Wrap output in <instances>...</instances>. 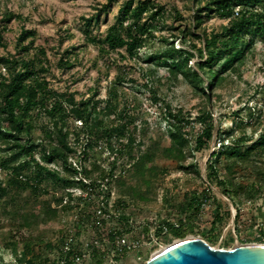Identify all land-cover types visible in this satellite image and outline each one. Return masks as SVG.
I'll use <instances>...</instances> for the list:
<instances>
[{
    "label": "trees",
    "instance_id": "16d2710c",
    "mask_svg": "<svg viewBox=\"0 0 264 264\" xmlns=\"http://www.w3.org/2000/svg\"><path fill=\"white\" fill-rule=\"evenodd\" d=\"M112 2L108 0L101 10L106 11ZM192 3L190 28L181 31V41L189 49H175L172 42L162 38L166 47L159 49L148 63L155 69H165L168 82H175L181 76L197 95L210 101L214 90L227 74L238 70L256 42L259 40L264 45V0H192ZM166 13L154 0H126L118 10L116 22L101 36L87 33V41L101 54L124 49L127 58H138V50L145 39L154 38V26L164 21ZM213 17L228 20V23L218 31L200 34L192 31ZM14 18L8 11L0 14V46L7 24ZM173 18L183 20L177 12ZM92 21L97 22V18L84 19L87 25ZM34 37L33 31L21 29L16 41L17 52L0 55V174L4 175L3 179L0 177V202L8 198L9 216L22 228L43 217L65 214L72 216L73 224L63 227V236L56 242L42 244L39 247L42 252L35 255L36 261L29 259L24 264H58L50 255L61 252L65 231L70 228L74 239L69 257L73 251H80L83 243L80 238L86 231L93 234L92 239L107 238L105 250L116 263L120 257L129 259L134 252L136 257L146 258V253L154 247L152 238H156L155 244H158L159 240L183 238L186 231L194 233L202 210L209 204L215 205V212L209 230L202 229L201 235L208 244H213L216 232L219 234L230 218L228 205L218 200L213 187L228 199L236 212V234L248 231L250 238L264 241V227L255 228L253 223L246 229L242 227L243 204L254 202L260 192H264V168H258L257 163L264 157V125L256 124L260 126L256 138L244 133L234 136V132H244L253 119L244 123L240 114L248 111V115H252L253 109L245 107L233 112L234 125L228 131L222 132L217 127V148L206 162L203 180L198 156L208 149L213 137L215 125L210 112L202 110L196 117L200 131L191 140L186 129L190 116L172 110L158 95L151 80L145 87L149 89L151 100L164 107L167 128L163 138L168 140V145L149 138L138 147L135 145L136 115H131L127 107L111 102L116 84L111 86L105 99H100L96 90L85 99H77L75 93L58 92L46 79L51 68L46 49L36 46L33 53L29 52ZM191 38L201 42V46L197 47ZM196 56L200 61L193 67L189 63ZM75 60L76 54L66 50L56 67L69 70ZM155 69L147 70L144 76L153 77ZM129 82L135 84L132 79ZM115 83L125 81L118 77ZM38 117L49 120V126L41 133H36ZM75 121L80 125H75ZM146 127L145 123L139 127L141 133L147 132ZM158 160L170 161L177 171L193 176L200 181L201 189L183 194L181 202L173 206L177 208L173 214L164 212L159 217L134 221L129 208L136 201L147 204L154 200L156 186L165 170L157 164ZM246 173L254 176H245ZM78 175L88 180L89 185L78 180ZM240 178H251L250 183H243ZM100 181L105 183L104 191L100 190ZM48 188L53 191L52 200L42 215L24 211L26 194L37 200ZM73 188L87 192V196L69 194L68 190ZM100 203L105 206V218L97 215ZM137 231L142 238L135 236ZM121 234L129 240H140L144 253L116 250L115 237ZM9 246L16 260L26 258V245L21 250L15 244ZM92 258L96 264L100 263L96 249H92Z\"/></svg>",
    "mask_w": 264,
    "mask_h": 264
},
{
    "label": "rangeland",
    "instance_id": "374dc122",
    "mask_svg": "<svg viewBox=\"0 0 264 264\" xmlns=\"http://www.w3.org/2000/svg\"><path fill=\"white\" fill-rule=\"evenodd\" d=\"M124 1L126 0H113L104 11L101 8L108 3V0H0V14L8 11L15 17L7 24V30L3 34L0 55H14L18 50L16 41L21 29L31 30L35 33V37L34 42L29 45V52L30 54L33 53L36 46H42L46 49L51 67L50 74L46 75V79L50 86L58 92L62 94L75 93L77 99H85L96 90L99 94L98 97L105 99L111 86L116 84L115 96L111 102L120 107H127L126 109L130 110L131 115H136L137 141L135 145L138 147L149 138L161 141L162 145H168V140L163 138L167 128L164 107L160 102L155 103L151 100L149 89L145 87L149 81H154L158 95L170 105L172 110H180L186 116H190V122L186 129L191 134V140L200 131L196 117L202 110H207L213 118L215 129L208 149L198 156L200 174L205 180L206 162L210 154L217 148L215 137L217 127L222 132L231 129L234 125L233 121H235L233 112L245 109V107L253 109L252 115H248V111L240 114L244 123L251 118L253 119L244 132L241 130L234 132L236 137L244 133L256 138L260 133V126L256 124L261 122L264 125V45L258 40L238 70L235 73L227 74L225 80L214 90L211 100L208 101L206 98L197 95L181 76L175 82H168V74L165 69H155L153 65L148 63L159 49L166 47L162 43V38L168 39L169 43L172 42L175 49H189V46L181 41L183 39L181 38V31L190 28L193 14L192 0H154L164 7L167 13L164 21H160L154 26V38L145 39L138 50V58H127L124 49L101 54L96 47L87 41V37H89L87 33H90V36H101L108 27L116 22L118 10ZM176 12L183 17V20L173 18ZM92 16L97 18V22L92 21L89 25L85 24L84 19H89ZM227 23L228 20L213 17L201 24L198 30L192 29V31L195 34L218 31ZM191 39L197 47L201 46V42L194 38ZM28 43L26 41L25 45ZM66 50H72L76 54L75 64L69 70H60L56 67V63ZM135 59L140 62L137 63ZM198 61L200 58L196 56L189 65L195 67V63ZM149 69H155L156 73L153 77L144 76ZM118 77L124 79L125 83H115ZM128 79L134 80L135 84H131ZM143 123L147 125V132L145 133H141L139 129ZM74 124L79 126L80 122L75 121ZM37 125L39 129L36 133H41L45 126H49V120L38 117ZM101 146L105 148L103 144ZM104 155L108 156L107 152ZM257 163L258 168L263 169L264 157ZM157 164L165 167V170L156 186L154 200L147 204L136 201L129 208V213L133 216L134 221H140L144 217H159L164 212L173 214L174 210L177 209L173 206L181 202L183 194L201 189L200 181L189 174L177 171L172 162L158 160ZM246 175L254 176L253 173H246ZM0 177L3 179L4 175L0 174ZM250 179L240 178L239 180L249 184ZM212 189L217 194L218 200L228 205L230 218L220 233L216 232V242L209 245L213 248L228 250L238 244H264V241L258 242L250 238L251 235L248 231L239 235L236 234L234 219L232 220V214L234 216L236 214L234 208L219 190L215 187ZM52 195L53 191L49 188L37 200L26 194L27 209L24 208V211L41 212L42 215L44 209L51 203ZM224 209L223 207L222 211ZM202 211L197 226L194 227V233L186 231L183 238H174L171 241L159 240L158 244H155L157 239L152 238L154 247L146 253V258L143 256L138 258L134 252L129 259L125 260L120 257L118 263L115 261L114 263L112 262V254L108 253L103 246L99 252L100 258L98 257V260L104 261V264H143L154 253L186 237H195L206 242L201 231L202 229L206 232L209 230L215 205H206ZM242 214L243 228H248L251 223L255 225V228L264 227V192H260L254 202L244 203ZM9 215V200L5 198L0 202V264H24L29 259L36 261L35 255L42 252L39 247L49 241L56 242L58 238L63 236V234L61 235L63 227L73 224L72 216L65 214L43 217L42 220H35L30 222L27 227L22 228ZM70 230L71 228L65 232L69 234ZM138 231L135 236H137ZM92 236V233L83 231L80 241L87 242L92 239ZM142 236L138 234L139 238ZM10 244H15L18 250L26 245L28 253L26 258L20 261L16 260L12 255ZM144 250L143 246L136 249L140 253H144ZM59 253L53 252L50 255L51 260L58 262ZM87 254L90 255L88 251ZM80 264H96L95 258H85Z\"/></svg>",
    "mask_w": 264,
    "mask_h": 264
},
{
    "label": "water",
    "instance_id": "95a60500",
    "mask_svg": "<svg viewBox=\"0 0 264 264\" xmlns=\"http://www.w3.org/2000/svg\"><path fill=\"white\" fill-rule=\"evenodd\" d=\"M238 245L224 250L213 248L202 239L186 237L153 254L143 264H264V244Z\"/></svg>",
    "mask_w": 264,
    "mask_h": 264
},
{
    "label": "built area",
    "instance_id": "2783aa9c",
    "mask_svg": "<svg viewBox=\"0 0 264 264\" xmlns=\"http://www.w3.org/2000/svg\"><path fill=\"white\" fill-rule=\"evenodd\" d=\"M74 166L77 167V165L75 163H74ZM77 179L81 180L84 184L89 185L88 180L82 178L81 175H78ZM98 184L100 185L99 186L100 190L104 191L106 188L105 183L100 181V182H98ZM68 192H69V194H71L73 196H81L83 198H85L87 196V192L82 191V190L77 189V188L70 189V190H68ZM112 198H113V193H112ZM64 202H65V200H64ZM97 215L100 216L101 218H105L107 216V214L105 212V206L103 203H100V206L97 209ZM73 239H74V233L72 230L69 231V234H67V233L64 234L63 243L61 244V248H60V251H61L60 253H63V254L60 255L58 264H68V263L80 264L83 262V260L85 258H90V257L92 258V249L97 250L98 257L100 258L99 252L102 250V247L108 243L107 238L104 236H101L98 239H90L87 242L81 241L83 243H82V247L80 248V251L79 252L73 251L71 256L69 257L68 253L71 252V244L73 243ZM114 246H115L116 250L121 252V251L136 250L137 248L142 247L143 244L138 239L129 240L125 235L121 234V235H117L115 237ZM87 251L90 253L89 256L87 254ZM112 262H114V260ZM99 264H104V261H100Z\"/></svg>",
    "mask_w": 264,
    "mask_h": 264
},
{
    "label": "bare ground",
    "instance_id": "6f19581e",
    "mask_svg": "<svg viewBox=\"0 0 264 264\" xmlns=\"http://www.w3.org/2000/svg\"><path fill=\"white\" fill-rule=\"evenodd\" d=\"M237 246H239V245H237ZM237 246H236V247H237ZM163 249H165V248H163ZM163 249H161V250H163ZM156 253H157V252H156ZM154 254H155V253H154Z\"/></svg>",
    "mask_w": 264,
    "mask_h": 264
}]
</instances>
